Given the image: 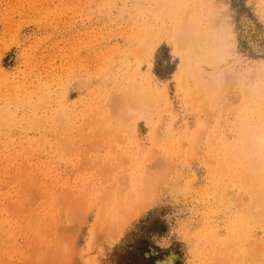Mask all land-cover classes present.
I'll return each instance as SVG.
<instances>
[{"label":"rangeland","instance_id":"1","mask_svg":"<svg viewBox=\"0 0 264 264\" xmlns=\"http://www.w3.org/2000/svg\"><path fill=\"white\" fill-rule=\"evenodd\" d=\"M225 1L0 0V264H223L229 228L263 239L240 134L262 109L264 0ZM225 6L233 23L206 24ZM186 9L206 54L183 62Z\"/></svg>","mask_w":264,"mask_h":264},{"label":"bare ground","instance_id":"2","mask_svg":"<svg viewBox=\"0 0 264 264\" xmlns=\"http://www.w3.org/2000/svg\"><path fill=\"white\" fill-rule=\"evenodd\" d=\"M221 1L224 2L225 0H221ZM159 6H158V10H159ZM224 9L226 13H220L217 10H210L209 13L206 15V24L209 23L211 24L214 21H216V19L220 20L224 15L227 16V19L230 18L228 19V21L232 22L233 18L230 17V13L227 6H225ZM196 11L192 9H186L185 12H182L183 14L177 21L175 25V29L173 30L175 43H176L175 47L177 49V52L181 55V59L183 62L190 61L192 58H195L200 54H206V49L204 45L205 40L203 39V35L201 34V30H200V25H201L199 23L200 16L198 15L199 14L198 11L197 12ZM240 18H241V25L245 29V31L248 30L249 27H251L252 29L253 23L249 20L248 17L242 16ZM230 32H232V29L230 28L229 25L226 28V33L231 35ZM257 44L256 42L254 43L255 48ZM254 46L252 45L251 48H253ZM222 48H223L222 44H220L219 41H216L215 45L209 49V54L214 55L216 51H220L222 50ZM251 67L255 70V74L252 76L251 79H255V76H259L260 69L255 64H252ZM258 85L259 84H254L252 90L254 91L258 87ZM130 86L131 88L129 90L130 92H128V95H123V97H121L124 98L122 99L123 100L122 106L128 108L133 107L134 109H136L142 105L144 98L138 97V93H140L141 91L135 88L134 82H132ZM255 102H257L262 107L261 111L258 113L259 117L255 120L254 123L252 124L250 123L249 125H246V127L243 128L240 137L245 146L244 150L248 152V155H251L254 158L260 160L263 159V165H264V91L262 92V94L258 95ZM241 121L245 123V115L241 117ZM243 155H245L244 152ZM167 161L168 159L154 160L153 166L150 165L152 167V170L155 169L153 173L157 171L156 168H153L154 166L156 167L159 166L163 168L165 167ZM159 172H162V170H159ZM156 175H155V179L158 177V175L157 176ZM150 177L151 179L154 178L153 175ZM257 178H259V176H257ZM260 179L261 181H264V175L260 176ZM253 181H255L256 185H258L257 179ZM146 184H148V182ZM255 189L257 191L255 193L256 197L248 201L243 208V213L247 215L244 217V219L247 221V219L251 218L256 220L257 222L264 223V185H262L261 188L258 190L257 187H255ZM124 216L122 215V217ZM115 225L116 224L114 223V226ZM115 227L118 229L117 226ZM229 229H231L232 231ZM229 229L228 230L230 232H227V234L229 233L228 235L223 234L217 236V239L220 243L219 248L222 250L220 256H218L219 263L222 262L223 264H260L261 262L264 261V237L263 239H260V237L259 238L252 237V235L248 232V230L244 229L241 224H237L235 227H231ZM228 241L229 243H227ZM223 243L225 244L222 245Z\"/></svg>","mask_w":264,"mask_h":264}]
</instances>
